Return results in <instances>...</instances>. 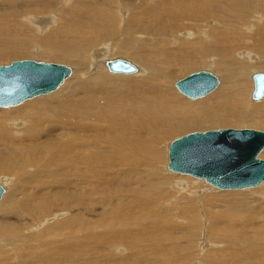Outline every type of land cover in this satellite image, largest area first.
I'll return each mask as SVG.
<instances>
[{"label":"bare ground","instance_id":"bare-ground-1","mask_svg":"<svg viewBox=\"0 0 264 264\" xmlns=\"http://www.w3.org/2000/svg\"><path fill=\"white\" fill-rule=\"evenodd\" d=\"M107 1L113 9L104 0H11L18 17L8 24L11 15H0V61L73 66L55 89L0 107V264H264V179L219 188L236 197L205 221L194 253L174 234L184 230L180 213H196L188 200L215 199V186L178 172L165 186L112 185L162 171L156 144L176 127L244 118L264 129V93L248 101L251 75L264 72V0ZM20 31L42 42L13 45ZM117 58L136 70L107 73L104 61ZM200 67L219 75L210 72L217 83L202 100L169 91L177 75ZM119 78L124 88L113 85ZM149 188L158 193L139 195Z\"/></svg>","mask_w":264,"mask_h":264},{"label":"water","instance_id":"water-1","mask_svg":"<svg viewBox=\"0 0 264 264\" xmlns=\"http://www.w3.org/2000/svg\"><path fill=\"white\" fill-rule=\"evenodd\" d=\"M110 72L131 73L136 66L120 58L104 61ZM70 73L69 66L33 59L0 64V106L8 107L36 94L46 93ZM251 99L264 93V72L251 75ZM217 83L206 70L187 73L174 82L188 98L208 93ZM264 147V131L251 128H220L194 131L172 139L167 146L166 169L202 178L216 188H242L264 179V159L257 156ZM3 189L0 186V195Z\"/></svg>","mask_w":264,"mask_h":264},{"label":"rangeland","instance_id":"rangeland-1","mask_svg":"<svg viewBox=\"0 0 264 264\" xmlns=\"http://www.w3.org/2000/svg\"><path fill=\"white\" fill-rule=\"evenodd\" d=\"M5 3H7V4H5ZM45 3V2H44ZM13 2H11V0H0V15L3 13V14H5V13H8V14H10L11 15V17L8 19L9 21L7 22L8 24H12L11 23V21L12 20H14L15 18H16V16L18 17V15L20 14V12H19V9L18 8H16V7H13ZM46 4H48V3H46ZM10 7H9V6ZM24 5V4H23ZM104 6H107V8H109V9H113V6H111L110 5V3L107 1V0H104V4H103ZM7 6V7H6ZM25 6V5H24ZM124 7H125V9H130V8H128L127 6H126V4H124ZM18 9V10H17ZM22 11L23 10H21V13H22ZM2 14V15H3ZM13 18V19H12ZM20 30V29H19ZM25 34V35H24ZM28 34V35H27ZM27 34H26V31L23 33V31L21 32H18V33H16V39H15V43H13V45H16L17 44V42H19V40H22V39H25V37L27 38H30L31 36H33V37H31V38H33L31 41L33 42V45H30V48H32L33 46H34V44L36 43H41L42 42V38H41V36L39 37V36H36V34L35 33H31L30 31H27ZM17 36H19V37H17ZM35 37V38H34ZM38 37V38H37ZM20 38V39H19ZM22 38V39H21ZM41 38V39H40ZM3 40V39H2ZM14 54V53H13ZM13 56V55H12ZM0 57H4V56H0ZM20 59H23V58H12L11 59V61L12 60H20ZM24 59H33V60H38V61H45V62H47V61H51V62H56V63H61V64H65V65H68V66H70V67H73V66H71L72 64H70L69 62H66V61H62L61 60V62H58L59 60H56V59H54V58H49L48 60L47 59H41L40 58V60L39 59H35V58H24ZM3 62H5V61H3ZM2 61H0V64H6V63H3ZM206 70L207 68L205 67H200V68H195L194 70H191V71H189V72H192V71H197V70ZM211 73H213L215 76H217L218 77V80H219V75L217 74V73H215L212 69H208ZM257 70H261V71H264V67H258L257 68ZM106 72L107 73H110V74H112L111 72H109V71H107L106 70ZM189 72H187V73H189ZM186 73V74H187ZM186 74H184V75H177L175 78H174V81L172 82V84H169L168 85V89H169V91L172 89L173 91H175V94L177 95V96H180V97H185L186 98V100H202V98H204V96L203 97H199V98H196V99H191V98H188V97H186V96H184L183 94H181L176 88H175V86H174V82L177 80V79H179V78H181V77H183V76H185ZM112 75H114V74H112ZM118 77H121V76H118ZM176 79V80H175ZM112 83H114L113 85L114 86H116V87H120V88H124V86H125V84H126V81H124V80H120V78L117 80H113V82ZM122 86V87H121ZM176 89V90H175ZM120 90H123V89H120ZM43 95H45V94H43ZM47 95H48V93H47ZM39 96V95H38ZM112 96V95H111ZM185 98H183V99H185ZM248 98H250V100H248V101H251V97H250V95H249V97ZM259 100H261V99H259ZM258 100V101H259ZM254 101H256V100H254ZM251 103V102H250ZM15 106V105H14ZM1 107V106H0ZM10 107H12V106H10ZM230 111H235V110H232V108H230L229 109ZM238 113H241V114H243V115H245L246 113H245V111H242V110H240ZM245 113V114H244ZM232 114V113H231ZM232 117V116H231ZM231 117H229V118H231ZM234 117V116H233ZM234 119V121L232 120V121H230V120H224V122H220V123H212V122H204V123H202V124H199V125H196V126H192V125H189V126H180V127H176L175 129H174V131H172V133H170V134H167L166 135V137L165 138H163L164 139V141L166 140H168V143L172 140V139H174V138H176V137H178V136H180V135H183V134H185V133H188V132H192V131H204V130H208V129H216V128H228V127H233V128H252V129H258V130H263L264 131V129L263 128H259V127H257V126H254V125H249L248 123H250L249 121H246V119H244V118H233ZM256 119H258V118H255L254 120H256ZM243 120V121H242ZM254 120H251L252 122L254 121ZM243 122V123H242ZM160 134V133H159ZM170 135V136H169ZM164 141H162L163 143H164ZM161 142V140H159V142L156 144V147L158 148V149H161V151H162V156H161V158L159 159V164L161 165L162 163H163V169H162V171H160L159 173H156V174H146V171L147 170H144V171H142V172H140L138 175H136L135 174V177L133 176L134 175V173H132V175L130 174L129 175V178H124V177H121L119 180V182L117 183V181L116 182H114V181H112V185H113V187L114 188H117V187H119V188H117L116 190H119V189H125L123 186V184L125 183L126 184V189L127 188H129L130 189V187H128L129 185H131L130 183H132L134 180H136V179H139L140 180V182L142 181V183H144V184H147V186H151L150 184H151V182L153 181V182H160V183H162V186H163V184H164V186L165 185H168L170 182H171V178L173 177V174L175 173V172H172V171H168L167 169H166V163H167V150L165 151L164 150V148L162 147V145H163V143ZM161 145V146H160ZM166 162V163H165ZM158 163V162H157ZM144 172V173H143ZM165 172V173H164ZM177 174V173H176ZM142 175V176H141ZM147 175H148V177H147ZM187 175V174H186ZM130 176H131V178H130ZM133 176V177H132ZM168 176H170V178L168 179ZM128 177V176H127ZM140 177V178H139ZM147 177V178H146ZM193 177V176H192ZM165 178H166V180H165ZM193 178H195V177H193ZM125 181H124V180ZM128 179V180H127ZM162 179H164V180H162ZM196 179H199V180H202L203 181V183L204 184H207L208 186H211V187H214V186H212V185H210L209 183H207V182H205L202 178H197L196 177ZM144 180H146V181H144ZM131 181V182H130ZM150 181V182H149ZM122 182H124V183H122ZM128 182V183H127ZM130 182V183H129ZM114 183H116V184H114ZM119 183H120V185H119ZM261 184V183H260ZM132 185H133V183H132ZM155 185H157V186H159V184L157 183H155ZM258 186V185H257ZM134 187H137L138 189H142V188H144V189H146L145 187H143L141 184H138V186H135L134 185ZM142 187V188H141ZM211 187H209V188H211ZM256 187V186H255ZM132 188V187H131ZM154 188H156L155 186H154ZM215 188V191H217V192H219V193H216V195H217V197L215 198V199H212L210 202H208V204H206L205 206H204V200H203V202H202V204L201 205H199V204H195V203H192V202H190L189 200V203H188V201H186V202H184L185 204H193V206H195L194 207V209H196L197 211H195L196 213H191V214H189L188 212L187 213H183V212H181L180 213V215H183L184 217H186L185 218V221H183L181 224H182V227L184 226V230H177L174 234H178L181 238L180 239H182V240H180V247L181 246H183V245H185L186 246V248L187 249H191V250H189V252H193V251H195V244H196V242H193V240L194 241H196L199 237H201L202 236V234H201V229L203 230V226L205 227V221L206 222H210L211 224H213V212L216 210V209H222L223 208V206H224V204H225V202L226 201H229L230 200V198L231 197H236V195H232L231 193H226V192H224V190H229V189H219V188H216V187H214ZM248 188H253V187H248ZM143 189V190H144ZM150 189V188H149ZM168 189V188H167ZM212 189V188H211ZM243 189H245V188H243ZM157 193H158V191L156 190V189H154ZM152 191V193L153 192H155V191H153V190H149V191H146L145 193L144 192H142V193H139V195L140 196H143L142 194H144V195H146V194H148L149 192H151ZM222 191V192H221ZM155 192V193H156ZM206 192V191H205ZM152 193H149V194H152ZM155 193H153L152 195L153 196H155ZM156 193V194H157ZM222 193V194H221ZM225 193V194H224ZM248 193V192H247ZM207 194V193H206ZM127 195H128V197H127ZM221 195H223V196H221ZM224 195H226L225 197H224ZM227 195H230V197L229 196H227ZM129 196H131L132 197V191H128L127 193H126V195H125V197H126V199H125V197L124 196H119V199L118 200H121V201H124V203L122 202V204H125V202L127 201H129V199L131 198V197H129ZM218 198V199H217ZM123 199V200H122ZM176 198L174 197L173 199H171V201L173 200V203H175L177 200H175ZM155 200H158V199H155ZM175 200V201H174ZM183 201H184V199H182ZM186 200V199H185ZM215 200V201H214ZM150 201V200H149ZM180 202H181V200H179ZM179 201H177V203H180ZM208 201V198L206 199V202ZM217 203V206H216V203ZM158 203H159V200H158ZM129 204V203H128ZM128 204L126 203V206H128ZM180 204H183V203H180ZM223 204V205H222ZM197 206V207H196ZM209 206V207H208ZM210 206H212V207H210ZM235 206H239V203H236L235 204ZM204 208L205 209V211H206V213L203 215L202 214V212H200L201 211V208ZM209 208V211H208V208ZM217 207V208H216ZM199 208V209H198ZM215 208V209H214ZM145 209V210H144ZM144 209H142V211L139 213V215L141 216V217H144L145 215H143V214H145V213H143V211H145L146 212V210H148L149 209V207H147V208H144ZM161 209H166V208H164L163 206H162V208ZM186 209V208H185ZM203 209V210H204ZM198 210H199V212H198ZM211 211V212H210ZM148 212L150 213V211L148 210ZM207 212H208V214H209V216L207 215ZM147 214V213H146ZM211 214V215H210ZM207 216V217H206ZM174 216L172 215L171 216V220L172 221H175V222H177L174 218H173ZM188 218V219H187ZM205 219H207V220H205ZM187 220H189V221H187ZM188 222V224H187V222ZM185 222H186V224H185ZM184 223V224H183ZM180 224V223H179ZM198 224H199V226H198ZM188 226H190L191 228H189ZM190 230V231H189ZM191 230H193V231H191ZM199 232H198V231ZM214 235H216L215 234V231H209L208 232V234H207V236H208V238H213L214 237ZM199 236V237H198ZM211 236V237H210ZM213 236V237H212ZM216 237V236H215ZM214 240V239H213ZM192 243V244H191ZM191 245V246H190ZM192 245H194V246H192ZM184 253H187V251L185 250V248H184ZM194 253V252H193Z\"/></svg>","mask_w":264,"mask_h":264}]
</instances>
